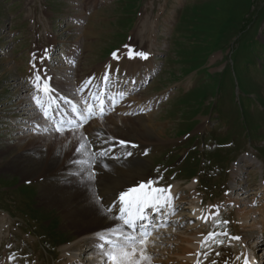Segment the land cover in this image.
Masks as SVG:
<instances>
[{
	"label": "rangeland",
	"instance_id": "374dc122",
	"mask_svg": "<svg viewBox=\"0 0 264 264\" xmlns=\"http://www.w3.org/2000/svg\"><path fill=\"white\" fill-rule=\"evenodd\" d=\"M56 41L65 51H70L75 46L78 48L79 68L75 72L78 77L92 72L96 67L101 69L98 66L110 59L113 52L124 50L125 45L136 44L147 52H155L151 64L146 69L143 68L142 72L152 73L151 70L155 69L153 72L156 73L151 74L150 81L131 98L138 102L141 98L156 101L163 95L157 100L156 107L148 109L142 119L129 117L125 109L121 108L113 116H106L102 123L91 124L92 129H106L118 134L117 130L120 129L132 130L133 122H151L154 128L164 132L162 134L156 130L153 137H158L160 141L173 140L161 152L146 156L148 164L139 173L154 169L160 176L172 181L177 179L176 182L185 187L189 180L187 175L172 176L171 172H167L169 167L159 163L164 160L165 164L176 165L178 155L183 156L187 150L180 162L181 172L193 175L201 167L199 173L208 194H202L199 187L201 195L207 201L225 203L226 193L232 188L231 182L237 181L234 176L236 164H233V160L240 157L238 155L243 151L254 153L249 146L251 143L256 145L257 142L261 143L258 147L260 157L264 158V0H0V48L5 46L8 51L7 54L0 55V214L8 211L12 215L8 213L10 218H7L4 226L7 225L8 230H0V240L3 236L7 238L0 243V261L7 251L10 252V257L15 255L22 259L23 264H62L63 246L76 237L75 230L67 225L62 208L43 201V180L27 178L11 165L14 162L25 163L29 170H33L37 168V153L46 152L53 146L60 149L67 147L64 157L72 159L79 145L86 139L84 134L88 129L84 132L74 130L60 135L37 136L36 140L31 139V135L23 137L22 133L25 132H19L25 130L20 127L24 124L22 118L29 115L26 113L30 107L25 78L31 57L40 48ZM126 60L128 59L122 56V62L112 64L118 65L124 73L125 67L129 66L125 65ZM142 65L141 67L144 66ZM133 66L134 64L128 69L138 70ZM59 70V75L64 76L62 69ZM222 79L224 87L235 88L239 84L242 93L240 99H243L238 102V120H223L222 110L223 114H233L237 109V102L232 104L234 98L232 101L228 91L220 97L219 89L216 90L215 87L220 85ZM196 83H199L197 88L192 95L187 96L185 92ZM136 104L135 102L134 105ZM205 105V113L211 115V120H218V124H222L219 125L223 126L221 133L226 131L225 127L228 125L231 127L227 136L216 137V144L222 148L226 141L231 140L238 149L224 163L222 172L213 171L210 174L204 173V161L200 162L198 157L221 163L229 158L228 154L219 149L217 157L206 151L211 143L208 132L195 136L191 142L182 135L188 125L190 131L197 127V121L194 122L192 118L198 116L196 109L201 111ZM203 113L204 109L200 114ZM235 116L237 117L236 114ZM199 118L198 127L202 118L204 120L206 117ZM196 132H203V128ZM70 133H73L74 138L71 144L66 141ZM90 133L91 130L87 133L89 137ZM135 133L132 131L130 135H126V140L148 141ZM198 140L204 145L203 152L194 148ZM184 142L183 150L179 147ZM247 142L250 143L249 146ZM154 152L155 150L152 151ZM94 164L96 165V161ZM243 170L245 171H242L240 177H243L242 184H246L242 186L247 191L245 195L250 196L238 202L232 200L234 203L226 206L227 209L221 216L223 225L218 227L221 230L228 228L234 236L243 235L238 214L249 211L250 207L260 213L263 206H252L255 200L250 193L256 192L263 182L264 159L263 163L260 162L258 172L253 168L243 167ZM94 179L98 180L97 175ZM261 197L262 195L258 196V199ZM21 218L29 222V227ZM1 220L3 223L4 219ZM179 227L180 225L170 227L174 229L176 238L171 244L180 242L184 231L177 232ZM56 234L61 239L56 241ZM42 236L54 239L56 248ZM166 240L163 238L161 241L170 242ZM11 245H15L17 251L11 249ZM231 246L228 243L221 251L214 249L215 251H211L213 254L208 257L232 251ZM202 247L198 252L202 251ZM169 251L172 254L177 252L176 246ZM90 259L92 260V256ZM166 262L163 260V263Z\"/></svg>",
	"mask_w": 264,
	"mask_h": 264
},
{
	"label": "bare ground",
	"instance_id": "6f19581e",
	"mask_svg": "<svg viewBox=\"0 0 264 264\" xmlns=\"http://www.w3.org/2000/svg\"><path fill=\"white\" fill-rule=\"evenodd\" d=\"M132 63L134 64L133 67L135 69H139L142 65L139 60H135ZM129 70L132 71L131 69ZM138 83H140V81H138ZM130 86L131 84L128 85V87ZM28 110L32 111L31 108ZM143 117L144 115H139L135 116V119H142ZM97 122H101V119H97ZM150 123L143 121L141 123H139V121L138 123L133 122L132 130L120 129L121 131L117 130L118 134L106 129L90 128V137L81 143L85 145V147H78L79 150H77L72 159H67L64 157V151L67 147L60 149L57 146H53L46 152L41 151V153H37L39 154V157L36 160L37 168L33 170H29V166L25 163H11L14 168H17L22 173L21 175L27 178L30 177L39 179L42 177V179H44L41 182L43 201H46L52 205H57L64 211L63 215L65 220L68 222L67 225L72 227L76 232V237L73 243L69 246H63V253L69 260L78 256V254L75 253L76 251H80L82 247H86L85 250L90 252L88 255L92 256L91 264H103L107 261V264H112V262L105 255L109 249L107 247H111V245L105 244V248L101 249L99 245L104 243V241H102L100 237L107 236L109 239H115L113 232H118L117 230L123 229L124 225L122 222L114 221L113 214L107 212V206L109 203L117 201L116 196L126 187L136 186L138 183L145 182L147 180L155 181L153 187H158V185H160L159 178L152 177L149 174L143 175L138 172L148 164V160L139 154L140 151L143 148L156 151L157 145L153 142H157L156 140L160 141L161 139L155 136L153 137V132L157 130L162 134L164 133L163 131L154 128V125ZM132 131H135L140 138L147 139L148 141H143L141 139L138 141L129 140L139 145L140 148L134 150L135 155L133 157H127V150L116 145V142L121 139L126 140V135H130ZM70 134L72 136H68L66 141L71 144L74 138L73 133ZM31 136V139L33 140L38 139L37 135L31 134ZM110 145H116L114 155L120 159H114L112 152H110L107 156H100L98 154L101 148H108ZM95 161L97 166L94 164ZM244 162H249L252 164L256 163L249 157H244ZM105 165H107V167H104ZM93 169L99 170L98 174H95L98 177L97 181H95V179H89V177L92 176ZM236 177L240 179V181H237L234 184V186L239 185L238 188L236 187L234 189L237 190V195L236 197L230 196L233 200L238 202L239 200H244L247 196H245V191L241 192V190L244 189V187H242V178L240 175H237ZM176 191L177 190H175V192ZM253 193L256 192H252V194ZM156 195L158 194L155 192H149L148 189H145L143 192L135 193V198L143 197V199H145L146 197L149 198ZM242 195L243 197H241ZM170 197H175L173 192H171ZM164 198L165 197H161V199ZM183 198L184 197L180 198V203H183ZM196 200H198L197 197L193 195L191 207L194 206ZM228 203L232 204L233 202L228 201L227 204ZM175 204L176 203H174L173 207L176 206ZM263 206L260 213L256 212V210L252 208L248 209L250 212L244 211L243 213H239L241 216L238 219L240 221L243 233V237H240L239 240H241V243H246V249L250 248L248 242H250V244H254L253 242L259 240L261 233L263 232ZM173 207L171 206V208ZM101 209L104 211H101ZM203 213V209L197 208V210L191 214L188 219H183V221L186 222V231L181 234L180 242L176 243L177 252L172 254L167 246L165 248H161L163 240H153V238H149L146 245L138 244L136 246V252L134 255L129 257L121 256V261L123 264H128L130 260H138L139 264H162L163 260L167 261L163 264H170L171 262H174V260L178 264H212L213 261L215 264H233L234 258L232 256L235 252L228 249L227 252L224 251L223 253H218V255L216 253L214 257H203L204 261H200V256H198L197 261L193 262V259L197 257L196 253L198 250L201 248V246H203V249L205 245L203 244L204 241L201 242L202 236L200 230H196L198 224L190 225L188 222L191 218L202 219L204 218L203 216H205L206 219H209V215ZM257 215H260V217H257ZM165 227L166 224L161 225V228L165 229L163 233L164 239H167L166 241H170L167 242V244L173 243L171 241L176 239L174 237V229ZM205 228L207 229V226ZM109 229L111 231H109ZM167 235H170V238H165ZM141 249L144 251V256L148 257L149 259L145 260L140 258ZM128 251L131 253V248H129ZM213 251L215 250L213 249ZM234 256L236 257L237 253L234 254ZM72 262L73 261H70L68 264ZM78 264L82 263L79 262Z\"/></svg>",
	"mask_w": 264,
	"mask_h": 264
},
{
	"label": "snow or ice",
	"instance_id": "6c2138e0",
	"mask_svg": "<svg viewBox=\"0 0 264 264\" xmlns=\"http://www.w3.org/2000/svg\"><path fill=\"white\" fill-rule=\"evenodd\" d=\"M126 51L121 52V50H117L116 52H113L112 56L115 60L119 61L121 59V56L129 59H144L147 60L149 54L142 51L137 50L136 48L125 45L124 46ZM44 58L40 57V60L42 61ZM33 69H34V85L36 88L37 93L43 92V93H51L52 89L50 87L49 81L51 80V77L47 76V70L41 68H37L35 62H33ZM119 69L112 68L111 66H108L105 73L102 75L101 79L103 81L109 80V72L115 73L118 72ZM43 74V75H42ZM132 83H135V81H131ZM92 83V79L90 78L84 85V88H88L89 85ZM36 105L43 109V116L45 119H56L58 110H54L52 112H49V110L44 106V104L41 102L39 96L34 97ZM92 99L95 101H98L100 108H99V114L103 116L105 114V108L104 104L105 101L100 98V95L98 93L93 94ZM66 102H68L66 100ZM86 108L89 112L88 116H80V124L83 126L84 124L88 123V120L90 119L91 115H94L95 113L92 112V109L94 107L93 104L89 103L87 100L84 101ZM76 105L73 103V110L75 111ZM77 115H80L77 113ZM60 132H63L64 128L58 129ZM116 145H118L121 148H124L127 150V157H133L135 155L136 149L140 148L139 145L127 141L124 139L118 140L116 142ZM116 145H110L108 148H101L99 150L100 156H107L110 152L113 153L114 159H120L119 157H115L114 152ZM85 145L80 144L79 148H84ZM79 150V149H78ZM148 149L143 148L140 151V155L147 156L148 155ZM104 167H107L105 165ZM95 178V172H93L92 176L89 177L90 180H94ZM162 179V177H161ZM155 181L153 180H147L145 182H140L134 187L128 188L127 191L120 192L118 197V203L112 204L109 203L107 206V212L113 214V219L116 222H122L124 226H127V229L129 232H113V236L115 239H109L107 236L100 237L104 243H101L99 247L101 249L105 248V244L111 245V247L108 249V251L105 253L107 258L112 262V264H123L120 257H129L131 255H134L136 252V246L139 245H146L149 236L151 234V230L155 227V224L153 222L152 213H155L156 215L161 214L162 210L165 208V206L168 204V198L171 196L170 188H158L153 187V184ZM145 189H148L149 192H155L158 195L149 198L142 199L136 203L135 212L132 213L129 211V209L132 207V202L128 199L129 196L133 193L137 192H143ZM161 197H165L163 200ZM115 210V211H114ZM101 211H104L101 209ZM118 213V214H117ZM139 226V233L137 234V227ZM109 231H111L109 229ZM209 235H215V233H210ZM233 239L239 240L240 237H233ZM131 248V253L128 251V249ZM218 255V253H217ZM11 259L15 260L16 257L13 255L10 257ZM140 258L141 259H149L148 257L144 256L143 249L140 250ZM128 264H139L138 260H130ZM212 264H215L213 261ZM244 264H249V260L247 258L244 259Z\"/></svg>",
	"mask_w": 264,
	"mask_h": 264
}]
</instances>
